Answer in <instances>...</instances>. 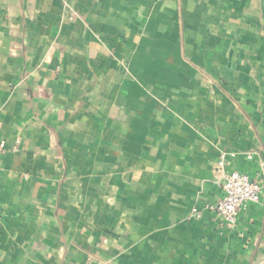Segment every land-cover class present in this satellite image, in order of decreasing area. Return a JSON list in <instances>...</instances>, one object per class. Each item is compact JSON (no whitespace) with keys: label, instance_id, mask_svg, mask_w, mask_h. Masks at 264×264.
<instances>
[{"label":"crops","instance_id":"obj_1","mask_svg":"<svg viewBox=\"0 0 264 264\" xmlns=\"http://www.w3.org/2000/svg\"><path fill=\"white\" fill-rule=\"evenodd\" d=\"M0 264H264V0H0ZM252 157H247L248 154Z\"/></svg>","mask_w":264,"mask_h":264},{"label":"built area","instance_id":"obj_2","mask_svg":"<svg viewBox=\"0 0 264 264\" xmlns=\"http://www.w3.org/2000/svg\"><path fill=\"white\" fill-rule=\"evenodd\" d=\"M4 141L0 142V153L4 149ZM247 157H252L248 154ZM225 154L221 153L217 160V183L221 188L222 196L215 202L205 203L202 208L195 207L192 217H201L203 210H208L227 226L232 227L237 217L250 202H258L264 193V182L261 179L251 178L247 173L228 171L225 169Z\"/></svg>","mask_w":264,"mask_h":264}]
</instances>
